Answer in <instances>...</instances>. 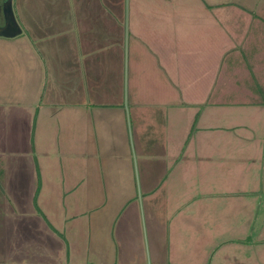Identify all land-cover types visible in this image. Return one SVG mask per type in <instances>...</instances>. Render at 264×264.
Returning <instances> with one entry per match:
<instances>
[{
	"label": "crops",
	"instance_id": "0c3cea01",
	"mask_svg": "<svg viewBox=\"0 0 264 264\" xmlns=\"http://www.w3.org/2000/svg\"><path fill=\"white\" fill-rule=\"evenodd\" d=\"M124 2L11 0L20 30L0 35V98L13 96L16 107L26 109L27 149L41 179L37 199L45 195L50 205L62 199V210L72 215L64 221L77 220V199L85 193L73 167L90 144L92 117L100 128L98 158L110 150L98 161V233L110 239L98 244V261L90 256L94 245L77 237L81 223L72 221L62 232L49 221L63 237L46 225L60 240L50 241L52 251L42 262L135 264L128 256L118 259L112 242L121 207L136 221L144 214L147 228L168 236L148 244L150 264H264L261 15L217 2L212 5L234 4L241 11L192 16L185 25L174 15H132L129 23ZM23 115L15 111L11 130L0 123L4 144L7 133L21 130ZM102 128L111 138L100 139ZM38 139L53 146L49 154L42 146L43 160L35 154ZM79 248L86 252L75 262L71 255Z\"/></svg>",
	"mask_w": 264,
	"mask_h": 264
},
{
	"label": "rangeland",
	"instance_id": "374dc122",
	"mask_svg": "<svg viewBox=\"0 0 264 264\" xmlns=\"http://www.w3.org/2000/svg\"><path fill=\"white\" fill-rule=\"evenodd\" d=\"M217 2H231L244 7L241 11L238 6L234 4H226L224 6L212 5V3L214 4ZM238 11H244L247 13L245 15H261L260 20L262 21L260 23H262V25L264 24V0H125L124 2V12L125 15L129 13V23L133 19L136 20L135 17L137 16L174 15L179 20V23L185 25L190 22L192 16L225 12L234 14ZM170 23L173 25L177 24L176 20H172ZM134 24L137 23L134 22ZM138 24L142 25L144 23L141 21ZM256 25L257 28L260 29L259 25ZM170 30L171 28L168 27L169 33ZM131 31L132 28H126L125 41L128 46L131 42ZM244 33L245 31L243 34ZM239 42L241 44L244 43L242 39L238 41L234 39L235 44H239ZM241 88L243 89L244 87L241 86ZM123 93L124 97H126V75ZM126 102L124 103V108H126ZM16 105L17 103L13 96H6L4 99L0 98V123L4 122L3 127H6V130L14 128V113L16 110L23 109L24 113L21 122V130L17 132V134L13 132L7 133V141L5 140L6 144L0 140V157L3 156L0 162H2V168L4 170V176L0 183V264H45V262H42L41 258L44 254L49 257L48 254L52 251V246L49 244L52 242L50 241H59L60 239L57 237L59 240H55L56 236L48 228L49 226H46L47 222L44 220L43 216L37 212L33 203V197L35 195L34 190L37 188L36 163L33 165V158L27 149V147L31 145L28 139L31 140V138H29L27 134L26 109L20 108L19 106L16 107ZM94 121V117H92L91 123L93 126V133L88 132L87 134V139L90 138V144H88L85 150L81 151V157L76 158L74 161L76 167H73V171H76L75 174L82 176L79 187L81 192L85 193V196L77 199V201H79L77 209L82 210V213L76 216L77 220L75 218V220L72 219L66 222L64 220L68 217L70 218L72 215L64 213L62 210V199H50V205L47 203L49 201L48 199L42 198L46 196L42 195V197L37 199V203L42 213L48 216V221H51L53 226L61 229L62 232L64 231L63 227L65 226L66 228L72 221L75 224L81 223V230L79 231L76 229L78 235L81 236L79 237L77 235V237L82 240L80 241L82 245L85 242L94 245V251H92L90 256H95L94 258L98 261V244L101 241H110L104 233H102V235L98 233V230L101 228V225L98 224V221H101V219L98 218V161L107 159V152L110 150L104 151L103 147L102 156L98 158V129L100 128H98L97 122L94 124ZM18 123H20V121H18ZM41 125L42 122H40L39 126L41 127ZM101 131L100 139L111 138V134L108 135V128H102ZM1 136L2 132L0 133V137ZM42 137H44V135H40L39 131V138ZM34 144H36V138ZM42 146L45 149H49L47 150L48 154L52 152L53 149V146L46 147L43 142H40L38 139L35 154L40 160H43L42 157H45L42 153ZM45 149L43 150L46 151ZM114 151L115 150H113L111 155L114 154ZM43 167L44 177L49 178V172L46 171L47 167ZM134 173V185L138 188V173L136 171H134ZM129 179L132 181V178L129 177ZM125 181L126 176L123 178L122 182ZM123 207H126V205ZM74 209L75 206L70 207L68 210L74 212ZM118 212V215L113 217V222L116 223V227L114 224V241H112L115 245L118 259L122 258L124 260L125 257L128 256L131 257V260H135L136 264L141 258L143 260L141 264H150L149 252H151V248L148 247V244L152 241H163L162 243H165V241H169L168 236L163 234V231L160 229H152L150 225H148L147 228V221L144 218V214L141 215L140 221H136L130 209L124 211L120 207ZM104 218L107 219V216ZM104 228H106V226ZM70 230L67 232L74 233V231ZM61 236L63 237L62 234ZM160 249H164V247L161 246ZM85 252V248H79L78 254L71 255L72 259L74 261H80L84 257ZM134 253H136V255L132 256Z\"/></svg>",
	"mask_w": 264,
	"mask_h": 264
},
{
	"label": "water",
	"instance_id": "95a60500",
	"mask_svg": "<svg viewBox=\"0 0 264 264\" xmlns=\"http://www.w3.org/2000/svg\"><path fill=\"white\" fill-rule=\"evenodd\" d=\"M4 16L5 23L0 27V35L5 37L15 36L19 32V27L15 22L12 8H11V0H6L4 3Z\"/></svg>",
	"mask_w": 264,
	"mask_h": 264
},
{
	"label": "trees",
	"instance_id": "16d2710c",
	"mask_svg": "<svg viewBox=\"0 0 264 264\" xmlns=\"http://www.w3.org/2000/svg\"><path fill=\"white\" fill-rule=\"evenodd\" d=\"M36 171H37V188H36V191H35V195L33 197V203L35 205V208H36L37 212L40 213L43 216V218L47 222L48 226L52 230H54L55 232H57V230L52 227V225L49 223V221L47 220L46 216L42 213V211L40 210V208L38 206V203H37V194H38V190H39V187H40V184H41V179H40L39 169H38L37 166H36ZM57 233L61 236V233H59V232H57Z\"/></svg>",
	"mask_w": 264,
	"mask_h": 264
}]
</instances>
